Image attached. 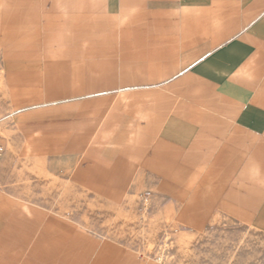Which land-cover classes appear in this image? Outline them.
I'll use <instances>...</instances> for the list:
<instances>
[{"label":"crops","instance_id":"obj_1","mask_svg":"<svg viewBox=\"0 0 264 264\" xmlns=\"http://www.w3.org/2000/svg\"><path fill=\"white\" fill-rule=\"evenodd\" d=\"M0 78V264H264V0H0Z\"/></svg>","mask_w":264,"mask_h":264},{"label":"rangeland","instance_id":"obj_2","mask_svg":"<svg viewBox=\"0 0 264 264\" xmlns=\"http://www.w3.org/2000/svg\"><path fill=\"white\" fill-rule=\"evenodd\" d=\"M8 115H9V113H8L7 107L5 105L4 92H3V89H2V83H1V78H0V146L3 147L4 151L8 147L9 142H10V138H11V135H12L10 121H9V119L6 120ZM158 228H160V227H158ZM144 235L147 237L146 234H139V235L135 234L134 237L138 241L145 240V242H146L147 241L146 237L143 240L141 238V236L143 237ZM153 236H154V234H153ZM134 237H133V239H134ZM166 238H169V237H166ZM137 243L142 244L143 242H137ZM148 244H149V242L146 243V245H148ZM159 244L160 243L158 242L157 246H159ZM142 251L144 252L145 250H142ZM146 251L149 252L148 250H146ZM152 253H155V250Z\"/></svg>","mask_w":264,"mask_h":264},{"label":"built area","instance_id":"obj_3","mask_svg":"<svg viewBox=\"0 0 264 264\" xmlns=\"http://www.w3.org/2000/svg\"><path fill=\"white\" fill-rule=\"evenodd\" d=\"M3 152H4L3 147L0 146V158H1L2 154H3Z\"/></svg>","mask_w":264,"mask_h":264}]
</instances>
